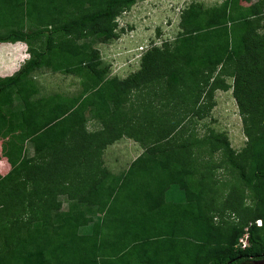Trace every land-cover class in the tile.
Wrapping results in <instances>:
<instances>
[{"label":"trees","instance_id":"obj_1","mask_svg":"<svg viewBox=\"0 0 264 264\" xmlns=\"http://www.w3.org/2000/svg\"><path fill=\"white\" fill-rule=\"evenodd\" d=\"M137 1L144 0H25L20 8V0H0L1 6L21 12L34 26L29 32H0V45L23 43L28 55L14 73L0 76V157L9 167L0 175L4 241L0 264H160L154 252L146 255L153 250L148 246L153 239L159 242L157 251L169 253L163 264H252L264 259V109L254 106L258 101L264 105V1L242 5V0H223L208 8L190 3L180 12L181 32L172 48L145 55L147 63L132 82L103 79L91 43L111 39L116 15ZM65 6L69 8L62 15ZM80 38L90 41L77 43ZM34 43L39 44L32 47ZM218 67L234 80L232 93L246 146L233 155L225 139L217 142L226 153L227 165L263 209L251 217L261 220V226L247 229L246 249L235 245L243 227L222 228L210 221L203 210L200 181L188 176L191 155L186 147L191 146L175 148L179 143L173 142L180 139L175 135L182 132L183 117L207 114L196 106L197 87L207 84ZM40 69L78 75L80 92L72 97H35L30 75ZM162 79L165 93L152 95L176 113L169 115L145 104L137 113L138 121L128 124L119 111L126 100L122 95ZM215 90L225 91L227 86L211 81L206 92L211 95ZM171 116H176L175 121ZM89 119L98 120L101 129L87 133L84 124ZM123 135L145 142L144 151L125 171L110 175L98 156ZM25 142L32 147V157L23 152ZM208 171L203 168L201 174ZM177 172L192 191L193 201L168 199L169 189L178 185L173 179ZM75 183L77 191L70 188ZM61 195L74 203L51 222L50 213L59 208L56 198ZM155 195L160 204L148 210L147 200ZM114 203L118 213L111 207ZM5 208L20 213L14 216ZM23 212L29 213L25 219L20 216ZM93 215L100 216L91 227L98 233L96 261H80L83 236L77 232ZM66 223L80 242L73 246L72 259L51 252L47 249L51 243L43 244L41 239Z\"/></svg>","mask_w":264,"mask_h":264},{"label":"rangeland","instance_id":"obj_2","mask_svg":"<svg viewBox=\"0 0 264 264\" xmlns=\"http://www.w3.org/2000/svg\"><path fill=\"white\" fill-rule=\"evenodd\" d=\"M261 1L264 0H242L240 4L250 5L262 3ZM222 2L223 0H144L137 1L131 7L120 11L112 21L113 24H111L113 37L104 42L97 41L91 43L92 48L96 51L97 68L102 70V78L107 80L115 79L118 82L124 80H131L130 82H132L134 79L133 75L142 69L143 64L147 63L145 55L153 49L164 50L165 46L172 48V43L178 33L181 32L179 15L184 8L190 3L208 8L218 6ZM23 6H25V0H20L17 7L22 8ZM68 8L67 6L63 8L62 15L65 11H68ZM8 9L10 8L0 5L1 33L8 29L25 32L34 29L29 19L25 18L21 12L19 13L14 10V13H12L13 11ZM262 23L264 24V21ZM47 27L49 28V26ZM81 41L90 40L80 38L77 43ZM38 44L34 43L32 47H36ZM27 59V47L23 43L1 44L0 76L11 75ZM30 77L36 86L37 94L35 97L37 98L54 94L72 97L76 96L81 90V78L78 75L53 73L47 69H40L32 72ZM214 80L216 82L223 81L227 86V90H215L211 95H208L206 92L208 85ZM163 83V79L160 82L151 81V84H142L139 88L122 95L126 100L120 104L119 111L125 117L124 119L128 124H135L138 121H135L136 118H140L137 113H139V109L145 104H149L151 108L167 110L169 115L176 113L175 109L172 110L170 105L169 107H163L161 104H158V97L152 95H157L160 92L165 93L163 88L165 86L166 89V85ZM234 84L233 78L228 74L224 75L220 73L218 67L210 74L207 84L198 85L199 97L196 106L203 110V112L207 111V114L203 117H197L193 114H187V117H183L181 121L183 123L182 132L175 135L179 136L180 139L175 138L173 142L179 143L175 145V148H178V145L181 144H185L188 147L191 146L190 148L186 147V150L191 155V161L188 166L190 175L188 176L200 181L198 186L203 188V210L211 217L210 221L222 228H227L231 224L240 225L243 227L241 232V235H243L245 232L247 233L249 227L256 226L254 221L258 219L252 221L251 217L258 210L262 209V206L257 204L254 194L244 188L238 181L235 172L226 163V153L217 142L218 139H225L233 155L239 154L246 146V138L242 133L238 104L232 93ZM182 91L184 90L182 89ZM160 103L163 104L164 101L162 100ZM254 106L255 108H260V110L262 109V111L264 109V105L261 106L259 101L257 104L255 102ZM185 108L190 110L191 106ZM184 113L191 112L184 110ZM262 113L264 114V112ZM178 117L181 119L180 116ZM171 118L175 121L176 116H171ZM101 127L100 122L96 119H89L84 124V129L87 133L97 132ZM144 143L141 144L125 135L121 136L118 140L105 146L100 152L98 158L101 167L110 175H119L128 168L131 161L144 151ZM215 144L216 147H214ZM212 145H214L213 148ZM23 152L28 158L33 156V150L29 142L24 143ZM8 168V165L0 157V175L3 176ZM203 168L209 169V173L202 175L201 169L203 170ZM75 178L77 179L78 177L75 175ZM173 179L176 182L178 181V185L169 189L170 193L167 192L169 195L168 199L182 202L193 201L194 195L184 182L182 174L179 172L175 173ZM70 188L77 191L76 183ZM56 199L59 200V208L51 211V222H54V217L57 214L68 211L71 202L72 204L74 203V201H69L65 195L58 196ZM147 201L148 210H152L160 204L157 195L148 198ZM231 206L235 208L233 209ZM111 207L118 213L116 203ZM4 211L6 213L10 211L14 216L20 213L19 210H10V208L8 210L5 208ZM28 214L23 212L19 215L25 219ZM99 217V215H93L91 222L78 229L77 233L83 236V247L78 252L80 261H96L95 250L98 233L92 230L91 227L92 222H97ZM170 218L171 220H175L174 216H170ZM114 221L115 219H113ZM73 232V226L66 223L49 233V237L41 236V239L43 244L45 241L51 243V247L47 248L51 252H56V254L72 259L74 256L73 246L76 247L79 242L73 238ZM261 234L262 231H257L258 236ZM2 239L0 238V249L4 245ZM158 245L157 239L148 242V246H151L153 250L147 252L146 255L153 254L154 252L160 264H163L167 257H169V253L166 250H163V253L162 250L157 251L156 249H159ZM249 245V237H247L245 249ZM87 246L91 248L89 247L90 249H88ZM236 247L238 248V246Z\"/></svg>","mask_w":264,"mask_h":264},{"label":"built area","instance_id":"obj_3","mask_svg":"<svg viewBox=\"0 0 264 264\" xmlns=\"http://www.w3.org/2000/svg\"><path fill=\"white\" fill-rule=\"evenodd\" d=\"M256 226H260V220L255 221ZM246 239H247V233L245 232L238 240H237V246L239 248H244L246 244Z\"/></svg>","mask_w":264,"mask_h":264},{"label":"water","instance_id":"obj_4","mask_svg":"<svg viewBox=\"0 0 264 264\" xmlns=\"http://www.w3.org/2000/svg\"><path fill=\"white\" fill-rule=\"evenodd\" d=\"M252 264H264V259L253 261Z\"/></svg>","mask_w":264,"mask_h":264},{"label":"clouds","instance_id":"obj_5","mask_svg":"<svg viewBox=\"0 0 264 264\" xmlns=\"http://www.w3.org/2000/svg\"><path fill=\"white\" fill-rule=\"evenodd\" d=\"M254 222H255V221H254ZM260 222H261V221H260ZM255 224H256V222H255ZM260 226H261V223H260ZM260 226H256V227H260ZM247 232H248V231H247ZM241 236H242V235H241ZM241 236H240V237H241ZM240 237H239V238H240ZM247 237H248V234H247ZM236 246H237V244H236Z\"/></svg>","mask_w":264,"mask_h":264},{"label":"crops","instance_id":"obj_6","mask_svg":"<svg viewBox=\"0 0 264 264\" xmlns=\"http://www.w3.org/2000/svg\"><path fill=\"white\" fill-rule=\"evenodd\" d=\"M20 43V42H19Z\"/></svg>","mask_w":264,"mask_h":264}]
</instances>
